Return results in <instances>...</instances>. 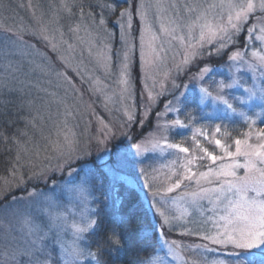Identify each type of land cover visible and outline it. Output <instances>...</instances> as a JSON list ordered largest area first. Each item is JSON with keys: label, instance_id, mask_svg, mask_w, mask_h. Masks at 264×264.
Masks as SVG:
<instances>
[{"label": "rangeland", "instance_id": "374dc122", "mask_svg": "<svg viewBox=\"0 0 264 264\" xmlns=\"http://www.w3.org/2000/svg\"><path fill=\"white\" fill-rule=\"evenodd\" d=\"M248 2L0 0V113L5 119L0 126L6 131L0 170V264H26L29 258L18 254L24 250L34 253L33 264L46 258L49 264H65L64 250L73 243L89 250L88 233L78 239L71 227L80 221L84 205L65 188L76 186L81 175L92 171L87 162L91 157L111 160L117 151L129 161L118 169L119 174L131 180L144 200L147 197L148 206L153 202L151 192L159 190L155 202L171 221L163 224V217L151 208L160 222V248L153 258L159 257L163 264H231V247H195L208 243L201 236L214 234L223 224L219 219L225 214L223 203L214 206L208 199L194 203L191 195H185L196 190L194 182L183 181L171 193L163 188L175 181L173 173H183L186 156L203 155L195 145L188 146V154L167 146L172 144L170 130L180 127L175 121L188 93L209 115L226 113L250 128L258 125V131L239 132L236 139L246 140L253 148L264 144L260 136L264 131V94L260 91L264 88L260 60L264 57V13L258 7L249 12L239 32L230 23H237V13ZM252 2L259 5L260 0ZM125 8L131 17H121ZM236 52L242 59H230ZM234 80L238 84L220 94L232 103L228 93L241 91L235 101L251 114L235 107L233 112L213 99L200 103L201 89L215 96L221 82ZM246 88L257 95L252 97ZM105 125L111 130L107 137ZM215 139L235 151L236 139L217 134L210 140L214 154L222 155ZM137 144L141 145L139 155ZM69 147L74 149L71 153ZM146 155L144 168L132 163ZM198 165H204L202 171L216 167L207 159L198 160L193 169ZM77 169L80 175H70ZM238 174L243 175V170ZM146 180L153 185L151 190ZM49 196L55 208L48 207ZM57 214L65 217L64 225L53 222Z\"/></svg>", "mask_w": 264, "mask_h": 264}, {"label": "snow or ice", "instance_id": "6c2138e0", "mask_svg": "<svg viewBox=\"0 0 264 264\" xmlns=\"http://www.w3.org/2000/svg\"><path fill=\"white\" fill-rule=\"evenodd\" d=\"M257 7L264 13V0H260L259 5L249 0L246 6H244V10L237 13V23H232L230 20L232 28L236 32H239L241 30L240 24L247 18L248 13ZM111 10L114 11L115 9L112 8ZM120 15L121 17H131L132 12L129 8H125ZM141 18L143 19L142 12ZM100 23L103 24L104 21L101 20ZM262 31H264V29H262ZM214 35L213 33V36ZM45 39H47L46 36ZM201 39H203V34ZM13 43H15V41H13ZM52 47L53 50H55L56 44L53 43ZM141 55L143 58V49ZM238 58L242 59L240 52H236L230 57L232 60ZM125 60H127V56H125ZM260 60L264 63V57H260ZM186 62L187 61H185V63ZM203 71L207 72L208 69L205 68ZM59 75L63 74L60 73ZM65 79L67 78L65 77ZM236 84H238V81L235 80L229 84L221 82L218 85L217 94L215 96H213L212 92L208 89H201L204 95L200 103H204L206 99H213L222 102L229 110L235 112L236 110L233 104L220 93H222L225 88H231ZM245 91L249 92L252 97L257 95L252 89L246 88ZM260 91L261 94H264V88H261ZM149 97L150 99H154L151 93H149ZM244 102V100H240V103ZM170 106L171 102L166 105V109ZM174 110L178 111L179 109ZM240 115L244 116V113H240ZM129 119H131V116ZM175 124L181 127L183 126L179 120H176ZM104 127L107 129V125ZM220 130L219 127L215 129L217 133H219ZM110 132L111 130L107 129L105 137H107ZM260 136L264 137V131H261ZM98 142L103 144L105 141L98 140ZM234 143L236 147L233 152L230 151L229 147L223 144L220 139H215V147L222 152V155L219 156L208 148L197 144L196 147L200 149L203 155L199 157L196 155L186 156L185 162L181 165L183 173L180 175L173 173V175H176L175 181L163 188V191L165 193H171L180 188L183 181H189L194 182L197 188L191 193H185V195H191L194 203L200 199H208L214 206L223 203L225 214L219 218L223 221V224L219 225L214 234L206 232L201 236V239L208 243L195 245L196 248L209 250V245H218L224 249L231 247L233 250L229 253L232 258L231 264H264V144L259 145L258 148H253L246 140L242 142L240 139H236ZM242 143L245 145L243 149L241 147ZM167 146L177 149L180 153L188 154L190 151L188 147H182L180 144H169ZM136 148L137 155H139L141 152V145L137 144ZM73 150L74 149L71 147L68 149L69 153ZM84 154L87 155L88 153L85 151ZM240 158H243V162H240ZM205 159L216 167L208 166L207 171H202L200 168L204 165H198L195 170L193 169V165H196L198 160L204 161ZM95 163L97 165L95 174L89 170L81 175L79 184L65 188L68 194L81 201L84 205V208H82L80 212V221L74 222L71 225L74 235L78 239L83 238L82 234L95 231L98 227L100 216L98 207L88 208V205L92 202L100 201L101 197L96 195V192L100 191L105 200H115L116 205L119 206L123 203L124 198L120 195L117 185L119 183L131 185L132 183L127 176L120 175L118 172V169L126 167L129 163L126 158L120 155L119 151L116 152L114 159L110 160L108 156H105L99 158ZM132 163H135V161ZM241 169L243 170V175L238 174V170ZM70 175H80V170L77 169L74 173L70 172ZM93 179L96 181L95 184L92 183ZM168 179L170 180L171 177H168ZM106 182H108L109 192H103ZM216 183H218L219 186L213 187L212 185ZM145 186L150 190L153 188V185L148 183L147 180L145 181ZM249 193H254V195L250 196ZM158 194L159 190L151 192L153 202L149 205V208H154L155 211L163 217V224L170 225L171 221L165 216L155 202V198ZM233 197H235V199H233ZM145 202H147V197H145ZM47 204L49 208L56 207V202L51 196L47 198ZM89 211L91 215L88 214ZM137 211V207L133 206V208L129 210L127 218H119V223L109 229L106 241L104 244L97 246V251L92 252L90 250H85V248L73 243L70 249L64 250L66 257L65 264H78V261H81V259H83V264H103L101 256L103 247L106 244L108 246H115L117 250L123 248V236L120 234V226L124 223L130 225ZM52 219L57 226H62L66 223V219L62 214L54 215ZM165 243H167V241ZM172 243L175 244V242ZM169 251H172L171 246L169 247ZM18 254L29 258L26 264H33L32 258L34 253L31 250H24ZM157 261H159V264H163V260L159 257L151 258L149 264H157ZM35 264H49V261L47 258L44 261L36 260ZM213 264H225V262L214 261Z\"/></svg>", "mask_w": 264, "mask_h": 264}, {"label": "trees", "instance_id": "16d2710c", "mask_svg": "<svg viewBox=\"0 0 264 264\" xmlns=\"http://www.w3.org/2000/svg\"><path fill=\"white\" fill-rule=\"evenodd\" d=\"M135 69L136 67L133 69L136 74ZM228 94L229 99L234 100L231 102L235 108L243 110V112L248 113L247 115L251 114V111L246 110L245 107L240 106L235 101L236 96L242 94L241 91L235 90ZM182 99V107L176 119L183 126L170 130L168 135L169 141L172 144H180L182 147L199 144L211 151L210 148L213 146L210 140L217 134L222 135L226 139L235 140L239 138V132L245 134L250 129L253 132L259 129V126L256 124L250 128L246 124H243L239 118L230 117L226 113L218 115L207 114V112L199 108L196 99L191 93L186 94V97ZM253 108L256 109V107ZM3 117L0 113V122L4 119ZM217 127L221 129L219 133L215 131ZM4 131L5 129L0 126V170L3 164V148L5 147V141L2 139L6 134V131ZM138 160L135 163H138L140 168L148 165L146 164L148 163V155ZM87 162L92 164V172L95 174L96 161L91 157ZM136 177L131 173V178L136 179ZM92 183H96L95 179H93ZM117 186L119 187L120 195L124 198L123 203L119 206L116 205L115 200H105L100 191L96 192V195L100 196L101 199L99 202L94 201L92 205L93 207H98L100 216L96 230L91 231L87 235V247L92 252L97 251V246L104 244L106 241L109 229L119 223V218H127L129 210L133 206H136L138 211L132 223L130 225L124 223L120 226V234L123 236V248L117 250L115 246L105 244L101 253L102 261L103 264H149V260L155 256L154 254L160 248V222L152 209L145 204V200L142 198V194L137 187L126 183H119ZM109 191L108 182H106L103 192Z\"/></svg>", "mask_w": 264, "mask_h": 264}]
</instances>
